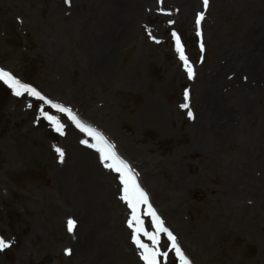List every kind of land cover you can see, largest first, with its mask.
<instances>
[{
    "label": "rangeland",
    "instance_id": "obj_1",
    "mask_svg": "<svg viewBox=\"0 0 264 264\" xmlns=\"http://www.w3.org/2000/svg\"><path fill=\"white\" fill-rule=\"evenodd\" d=\"M121 1L124 10L120 22L114 24ZM139 2L146 8L136 11ZM254 11L264 14L261 0H209L206 8L203 0H0L1 66L96 125L123 150L137 151L145 158V170L154 173L163 186L172 188L173 179L167 167L156 161L175 152L185 161L181 169L186 176L203 175L195 188L192 185V190L180 196L184 203L166 196L156 199L164 208L167 226L185 242L195 264H264V207L250 214L241 212L239 198L245 194L242 186L248 176L213 161L208 152L196 155L198 148L182 150L183 131L189 130L184 144L193 141L190 124L181 112L196 105L197 88L188 79L173 33L180 37L193 75L215 73L233 52L229 46L241 44L234 38H245ZM201 12L204 18L197 24ZM117 29L118 43L105 60L108 66L105 70L93 66V56ZM223 45L228 47L223 50ZM259 76L255 91L243 92L244 85L234 92L224 90L232 107L248 104L252 109L233 125L234 132L229 129L223 144L221 161L233 160L239 169L244 152L259 155L262 167L264 70ZM153 104L167 111L164 123L152 112ZM44 113L55 117L62 130L57 131L56 122ZM85 136L67 112L28 93L17 96L0 80V236L10 241L8 248L0 250V264H64L65 254L56 252L51 243L66 241L59 216L67 204L95 216L111 210L113 217L112 206L119 199L111 196L108 184L100 178L102 189L92 195L85 188L86 174L79 177L71 170L82 153L80 147L86 148L81 142ZM57 148L63 151L62 159ZM228 175L239 177L230 193L226 191ZM43 178L50 184L41 183ZM235 198L239 200L233 207L244 218L215 243L214 253L204 251L205 204L221 214ZM217 201L223 204H213ZM168 245L166 237L164 248ZM171 253L174 259L170 261L168 253L159 259L160 264H180L175 252ZM128 255L118 263L142 264Z\"/></svg>",
    "mask_w": 264,
    "mask_h": 264
},
{
    "label": "bare ground",
    "instance_id": "obj_2",
    "mask_svg": "<svg viewBox=\"0 0 264 264\" xmlns=\"http://www.w3.org/2000/svg\"><path fill=\"white\" fill-rule=\"evenodd\" d=\"M142 1L149 2L151 0ZM261 1L264 4V0ZM142 8L145 9L146 7H141L140 4L136 6L135 10L137 11L138 9L140 11ZM123 10L124 3L121 1L116 12V19L112 23L117 24L120 22V12ZM247 28L248 31L244 39L234 38L239 40L241 44L229 46L234 50L228 56L224 66L217 69L215 73H206L204 75L196 73L193 78L191 77V81L195 83L197 88V93H195L197 97L196 105L190 109L191 117L187 113H181L183 114V119L190 124L193 142L189 146L184 144V139L187 140L184 137L189 133L188 129L182 132L183 139H180L179 142L183 144L182 150L188 147L192 150L198 148L196 155L201 157L203 153L208 152L214 158L213 161L216 160L218 163L234 167L238 170V175L244 174L248 176L247 181L242 186L245 194L239 199L241 212L250 214L257 209L256 207H264V153H262L263 158L261 157L260 159L263 168L258 166L259 155H253L249 152H244L241 155L243 161H241L242 167L240 169L233 160H228L227 158L221 161L223 144L229 136V129L234 132L235 127L233 125L239 123L243 115L252 110L251 107H248V104L246 107L239 109L232 107L229 104V94H225L224 90L232 89L229 92H234L239 90L237 87L241 89L240 86L244 85L242 88L243 92L255 91L256 79H259V75L264 70V14L260 11H254L252 21L249 22ZM118 32L117 29V32H113L112 36L110 33L106 37L101 52L92 58L93 66L103 70L108 66L105 60L109 57L111 47L118 43ZM227 47L228 45L222 46L223 50ZM228 67H231V69L227 71ZM238 80H240V83ZM151 110L157 115L159 122L161 124L164 123L167 111L157 104H153ZM171 124L173 125V121H171ZM108 137L119 151L120 156L130 163L141 185L147 193H150L154 204H157L156 206H159L158 208L162 212H164V208L157 203V198L166 196L171 197L179 204L184 203L185 200L180 196L184 192L192 190V185L195 188L203 178L202 174L186 176L181 169V162L184 163L185 161L179 158L178 153L175 152L174 155H171L166 160L156 161L158 164L166 166L172 174L169 175V178L173 179V187L168 188L169 185L168 187L163 186L154 173H149V171L145 170L143 160L145 158L137 151L136 154L130 149H127L128 151L123 150L111 136ZM92 138L93 140L86 144V148L80 147L82 153L71 166V170L79 177H83L86 174L87 177L84 179L85 188L92 195L101 191V178L108 184L111 196L116 195L119 202L117 204L114 203L112 206L114 207L113 217L111 210L109 212L106 210V214L103 216H95L89 214V212L85 214L84 210H81L82 208L80 209L74 204L63 206V212L59 216V224H61L63 230L62 234L66 235V241L63 244L54 242L51 244L54 250L65 253L66 262L64 264H119L120 258L127 256L124 247L130 253H133L136 258L144 262L139 255L142 250L137 247L133 240V235L136 234L135 224L130 227L128 223L132 219L129 207H125L128 202L123 199L124 194L119 192L120 181H118V172L114 168L107 167V164L113 162L101 159V153L96 147H92L93 144H96L93 136ZM193 169L195 170V168ZM229 176L230 179L226 191L230 193L235 190V181H238L239 177L233 179L231 175ZM239 199L236 200L235 198V201L229 206V210L222 211L221 214L214 213L210 210V205L205 204V209L202 212L205 221L203 227H206L205 233L202 234L203 245L206 246V250L203 249L204 251L214 253L215 243L223 240L232 229L234 230L240 217L241 219L244 218V214L240 217L238 216V207L237 209L233 207V204ZM213 204L223 203L217 201ZM141 214L144 215V213ZM69 219L75 221L71 232L68 230ZM57 229L59 230V228ZM148 232L154 231L149 228ZM164 237L163 234L159 235L160 242L164 243ZM143 241L151 242L146 235ZM182 243L185 242L182 241ZM46 247L52 249V247ZM66 250H70V252ZM159 251H161V248H159Z\"/></svg>",
    "mask_w": 264,
    "mask_h": 264
},
{
    "label": "snow or ice",
    "instance_id": "obj_3",
    "mask_svg": "<svg viewBox=\"0 0 264 264\" xmlns=\"http://www.w3.org/2000/svg\"><path fill=\"white\" fill-rule=\"evenodd\" d=\"M65 2H70V0H65ZM209 0H203L204 7L206 8L208 5ZM204 18V13H199L196 23L199 24L200 21ZM173 36L176 38L177 43V51L180 54L181 60L184 61L185 67L188 70V74L191 77L193 75V69L189 66L187 57L183 51V45L181 44L180 37L173 33ZM203 47V45H201ZM0 80L6 83L10 88L14 90V94L17 96H21L24 93H28L29 95H34L42 100H46L35 88L32 86L22 83L19 79L13 76L11 73L5 71L3 68H0ZM185 96L187 97V92H185ZM48 104H52V101L46 100ZM53 107L58 108L62 112H67L68 115L76 121L77 127L81 128L82 131H85L90 136H94L97 140L96 144H93L92 147H96L98 151L101 153L102 160H110L113 163L107 164V167L114 168L115 171L120 173V180L124 185V196L128 202L129 207L133 211V217L129 220V226L132 227L134 224L137 225L135 228L136 234L133 235V240L136 243L137 247L140 248L142 251L140 253L141 259L145 261V264H160L158 259L159 256H167L168 253H161L158 247V237L159 233L164 232L167 234L168 239L171 241V247L175 250L176 255L179 257L180 264H191L189 258L185 255L183 250L181 249L180 245L177 243L176 237L173 233L164 226L163 221L160 217L156 214L155 210L152 209V205L149 203L148 194L144 191L142 187H140L139 182L136 179V174L132 171L131 166L125 161L122 157L118 155L115 151V146L112 145L110 142L107 141L105 137L95 129L91 128L90 126L83 125L70 111V109H66L61 105H52ZM181 107L187 108V104L181 105ZM45 117L50 121L56 122V130L61 131L63 128L62 124L56 120L55 117L48 116L47 113H44ZM188 115L191 117V111L188 112ZM82 143L87 144L88 141L84 140L81 141ZM103 145V146H101ZM56 151L60 154L61 159L63 158V151L62 149L57 148ZM147 205L148 209L150 210L149 214L153 217L156 231L155 232H148L143 228V222L140 217L136 214L138 205ZM75 225V221L72 219L68 220V230L71 232ZM143 232L149 240L152 241L153 246L150 247L148 244L141 241L139 237V233ZM10 246V241H5L2 236H0V250L8 248ZM70 252V250H66Z\"/></svg>",
    "mask_w": 264,
    "mask_h": 264
}]
</instances>
